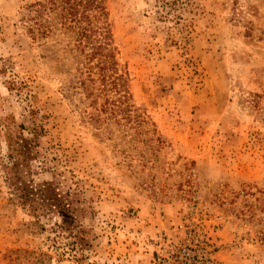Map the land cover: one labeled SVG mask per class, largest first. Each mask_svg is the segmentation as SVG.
<instances>
[{"label":"rangeland","instance_id":"rangeland-1","mask_svg":"<svg viewBox=\"0 0 264 264\" xmlns=\"http://www.w3.org/2000/svg\"><path fill=\"white\" fill-rule=\"evenodd\" d=\"M193 1L175 24L159 0H104L122 102L75 85L99 68L59 0H0V264H154L185 223L216 231L224 264H264V0ZM15 136L50 201L8 188ZM70 220L89 233L79 262Z\"/></svg>","mask_w":264,"mask_h":264},{"label":"trees","instance_id":"trees-1","mask_svg":"<svg viewBox=\"0 0 264 264\" xmlns=\"http://www.w3.org/2000/svg\"><path fill=\"white\" fill-rule=\"evenodd\" d=\"M160 4L157 7V15L160 21L180 23L182 20L181 15L186 12L187 14L197 13L198 7L196 2L193 0H159ZM60 12L59 20L63 28L72 30L75 33V45L79 48V52H89L90 59L97 58L95 65L98 66V71L95 73H89L84 77L81 74L76 78L79 86H82L86 92L88 98L92 92L87 87L88 83L98 82L102 86H109L110 89L114 88L119 92H122V102H126L124 96L125 91L120 90L125 85L124 78L115 72L116 62L114 60L115 47L112 46V35L110 30L107 28L108 25L99 26L97 25L96 19L106 16V9L104 7V0H59ZM88 69V68H87ZM96 75V76H94ZM116 90H114L116 92ZM117 109L112 110L116 113L121 112V108L118 106ZM111 110L109 107L102 106L100 112H106ZM125 112L124 110H122ZM24 136L12 137L7 143V158L9 161L15 160L16 163L9 167L6 172V182L8 188L12 193L16 195V199L19 200L21 205H26L31 201L33 196H41L44 201H50L51 198L48 196L49 187L44 186L34 187L30 182H26L25 179L20 178L22 170L18 168L26 166V160L31 156L29 148L32 140L27 141ZM27 139V138H26ZM36 139V138H34ZM33 183V182H31ZM71 219V218H68ZM63 224H67V228H60L64 232H68L67 235L71 239L69 243L71 252L78 259L84 256V253L90 248L87 239L89 233L83 230L77 225H73V220L69 222L63 221Z\"/></svg>","mask_w":264,"mask_h":264},{"label":"built area","instance_id":"built-area-1","mask_svg":"<svg viewBox=\"0 0 264 264\" xmlns=\"http://www.w3.org/2000/svg\"><path fill=\"white\" fill-rule=\"evenodd\" d=\"M180 237L165 236L154 244V264H224L218 255V236L204 228L185 223L179 225Z\"/></svg>","mask_w":264,"mask_h":264}]
</instances>
